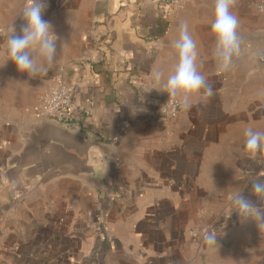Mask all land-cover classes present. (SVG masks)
Here are the masks:
<instances>
[{
    "label": "crops",
    "instance_id": "obj_1",
    "mask_svg": "<svg viewBox=\"0 0 264 264\" xmlns=\"http://www.w3.org/2000/svg\"><path fill=\"white\" fill-rule=\"evenodd\" d=\"M26 2L0 0V264H264V225L229 200L241 191L264 208L250 192L264 179V149L249 153L244 135L264 132V67L254 62L264 0H232L243 43L228 70L215 55L214 0H47L57 56L37 76L6 62ZM182 21L213 95L192 94L189 108L177 96L182 109L167 120L157 106ZM59 78L76 88L69 126L41 113ZM44 121L92 141L86 172L45 178L64 161L29 148ZM208 230L218 245L203 242Z\"/></svg>",
    "mask_w": 264,
    "mask_h": 264
},
{
    "label": "clouds",
    "instance_id": "obj_2",
    "mask_svg": "<svg viewBox=\"0 0 264 264\" xmlns=\"http://www.w3.org/2000/svg\"><path fill=\"white\" fill-rule=\"evenodd\" d=\"M46 7L47 0H27L20 14L24 21L21 34H16L12 27L6 39L8 57L6 62H13L18 72L30 76L45 73L46 65H50L57 56L59 37L53 31L51 23L43 19ZM231 7L232 0H214L211 32L215 39V55L224 70L232 67L234 58L240 57L243 43L238 32L239 19L231 11ZM174 48L177 51V63L164 82L163 88L172 98L182 96L183 106L189 108L191 107L189 97L192 94L203 89L204 95L210 97L213 95V88L208 84L206 77L198 71L197 45L189 32L187 22L182 21L178 25V37L174 41ZM153 76L156 81H160L163 73L156 71ZM244 135L245 148L249 153L254 154L264 149V132L248 127ZM250 192L257 200L264 199V179H254ZM229 200L240 218L264 225V208L247 198L243 192H234ZM218 236L216 231L208 230L204 232L202 239L206 245L216 246Z\"/></svg>",
    "mask_w": 264,
    "mask_h": 264
},
{
    "label": "water",
    "instance_id": "obj_3",
    "mask_svg": "<svg viewBox=\"0 0 264 264\" xmlns=\"http://www.w3.org/2000/svg\"><path fill=\"white\" fill-rule=\"evenodd\" d=\"M254 62L264 67V50L255 54ZM28 145L30 149L36 151L53 149L58 157H61L62 162L64 161L59 173L49 170L45 178L65 173L78 175L89 169L88 154L93 146L92 141L66 128L41 122L29 130Z\"/></svg>",
    "mask_w": 264,
    "mask_h": 264
},
{
    "label": "built area",
    "instance_id": "obj_4",
    "mask_svg": "<svg viewBox=\"0 0 264 264\" xmlns=\"http://www.w3.org/2000/svg\"><path fill=\"white\" fill-rule=\"evenodd\" d=\"M184 0H168L170 7H180ZM76 88L65 79L54 80L48 86L42 99L41 113L51 122L69 126L71 121L70 106ZM182 109L179 98L165 97L157 106L158 113L167 120L175 119Z\"/></svg>",
    "mask_w": 264,
    "mask_h": 264
}]
</instances>
